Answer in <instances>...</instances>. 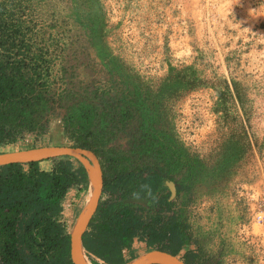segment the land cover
<instances>
[{"label": "rangeland", "instance_id": "374dc122", "mask_svg": "<svg viewBox=\"0 0 264 264\" xmlns=\"http://www.w3.org/2000/svg\"><path fill=\"white\" fill-rule=\"evenodd\" d=\"M0 30L7 46L22 47L11 61L27 65L34 95L49 98L36 112L42 135L25 130L0 153L76 145L63 98L99 111L122 98L135 115L110 145L129 151L132 169L144 161L174 171L156 196L168 197L161 216H174L187 236L181 255L264 264V0H0ZM53 160L51 168L65 158ZM81 188L68 193L59 218L70 234ZM125 202L143 220L159 209L148 194ZM134 249L144 254L145 243L136 239Z\"/></svg>", "mask_w": 264, "mask_h": 264}, {"label": "trees", "instance_id": "16d2710c", "mask_svg": "<svg viewBox=\"0 0 264 264\" xmlns=\"http://www.w3.org/2000/svg\"><path fill=\"white\" fill-rule=\"evenodd\" d=\"M17 47H20L19 54L21 46L14 42L7 46L0 40V146L15 144L19 135L24 138L25 130L42 135L36 112L38 107L45 110L49 103L43 93L34 95L36 80L25 69L27 65L11 61L10 53ZM34 73L41 78L37 70ZM62 101H65L63 107L67 106L63 119L69 139L95 152L104 169L105 184L98 211L83 236V245L92 263L101 264L99 260L103 264L130 263L139 257L134 250L136 239L145 242L148 249L178 256L187 245V236L174 223V216L167 221L161 216L171 210L168 197L157 200L156 196L164 181L172 180L174 171L144 161L141 167L132 169L125 164L130 160L126 156L129 151L110 145L118 134V124L130 125L135 115L133 106L119 98L99 111L90 110V104L82 100L72 105L66 98ZM139 130L131 135L133 153L142 139V135L137 136ZM143 142L150 154L155 144L153 139ZM89 185L86 168L82 164L73 168L68 157L55 160L51 170L43 169L40 162L1 166L0 264H74L70 233L59 218L69 191L82 186L79 189L82 192ZM130 194H148L159 206L157 214L143 220L137 209L125 202ZM182 259L187 264H200L195 251L187 252Z\"/></svg>", "mask_w": 264, "mask_h": 264}, {"label": "water", "instance_id": "95a60500", "mask_svg": "<svg viewBox=\"0 0 264 264\" xmlns=\"http://www.w3.org/2000/svg\"><path fill=\"white\" fill-rule=\"evenodd\" d=\"M73 158L78 160L88 171L89 181L94 175L95 183L90 202L79 215L70 235L71 257L74 264H92L88 259L83 245V236L95 217L104 190V169L101 159L91 150L77 145L70 146H40L28 149L6 151L0 153V167L11 164H29L58 158ZM88 261H87V260ZM89 262V263H87ZM128 264H187L181 254L175 256L160 249L151 250L139 256Z\"/></svg>", "mask_w": 264, "mask_h": 264}, {"label": "bare ground", "instance_id": "6f19581e", "mask_svg": "<svg viewBox=\"0 0 264 264\" xmlns=\"http://www.w3.org/2000/svg\"><path fill=\"white\" fill-rule=\"evenodd\" d=\"M94 183H95V178H94V175L92 174L91 175V183H90V187L89 189L87 190V192L85 193V196H84V205L82 207V211L85 209V207H87V205L89 204L90 202V198H91V194L93 192V189H94ZM87 260V259H86ZM88 261V260H87ZM89 263V262H87Z\"/></svg>", "mask_w": 264, "mask_h": 264}, {"label": "crops", "instance_id": "0c3cea01", "mask_svg": "<svg viewBox=\"0 0 264 264\" xmlns=\"http://www.w3.org/2000/svg\"><path fill=\"white\" fill-rule=\"evenodd\" d=\"M43 146H55V145H43ZM50 161L51 160H47V161H43V162H41V167L43 168V169H45V170H51L52 168H51V163H50ZM75 189H77V188H72L70 191H69V193L71 192V191H74ZM68 196V195H67ZM65 201L63 202V206H64V210H67V207H65ZM66 205H67V203H66ZM66 208V209H65ZM135 250V249H134ZM135 252H137L136 250H135Z\"/></svg>", "mask_w": 264, "mask_h": 264}, {"label": "clouds", "instance_id": "9594fccd", "mask_svg": "<svg viewBox=\"0 0 264 264\" xmlns=\"http://www.w3.org/2000/svg\"><path fill=\"white\" fill-rule=\"evenodd\" d=\"M65 146H66V145H65ZM77 146H78V145H77ZM32 147H39V146H32ZM30 148H31V147H30ZM1 153H2V152H1ZM66 158H67V157H66ZM68 158H69V157H68ZM71 159H73V158H71ZM46 161H47V160H46ZM40 163H41V162H40ZM89 187H90V185H89ZM85 191H87V190H85ZM102 195H103V194H102ZM70 235H71V234H70ZM144 243H145V242H144ZM145 246H146V251H145V253H146V252H149V251H151V250H155V249H148L146 243H145ZM86 253H87V251H86ZM137 253H138V252H137ZM145 253H144V254H145ZM139 254H140V253H139ZM180 254H181V253H180ZM141 255H143V254H141ZM141 255H140V256H141ZM87 256H88V255H87ZM181 256H182V255H181ZM182 258H183V256H182ZM88 259H89L90 262L92 263V261H91V259L89 258V256H88ZM98 260H99V259H98ZM99 262L101 263L102 261L99 260ZM92 264H93V263H92ZM101 264H103V262H102Z\"/></svg>", "mask_w": 264, "mask_h": 264}, {"label": "built area", "instance_id": "2783aa9c", "mask_svg": "<svg viewBox=\"0 0 264 264\" xmlns=\"http://www.w3.org/2000/svg\"><path fill=\"white\" fill-rule=\"evenodd\" d=\"M102 263V262H101Z\"/></svg>", "mask_w": 264, "mask_h": 264}]
</instances>
